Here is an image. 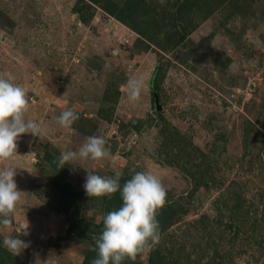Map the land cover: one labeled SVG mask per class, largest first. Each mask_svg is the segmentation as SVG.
<instances>
[{
	"label": "rangeland",
	"instance_id": "rangeland-1",
	"mask_svg": "<svg viewBox=\"0 0 264 264\" xmlns=\"http://www.w3.org/2000/svg\"><path fill=\"white\" fill-rule=\"evenodd\" d=\"M133 1L136 21L154 17V40L104 2L0 0V72L25 89L26 118L45 129L22 134L17 155L0 163L16 169L22 192L12 224L0 226V248L9 252L5 237L18 236L29 243L22 264L82 263L90 239L80 229L101 222L104 204L77 197L57 212L60 192L42 155L59 158L102 136L110 158L58 164L59 184L80 190L87 171L129 179L149 171L167 190L159 244L127 264H264V0H198V13L175 23L169 0ZM156 69L161 109L150 87L129 103V76L151 86ZM68 109L79 115L71 129L57 121ZM26 224L27 236L18 233Z\"/></svg>",
	"mask_w": 264,
	"mask_h": 264
},
{
	"label": "clouds",
	"instance_id": "clouds-1",
	"mask_svg": "<svg viewBox=\"0 0 264 264\" xmlns=\"http://www.w3.org/2000/svg\"><path fill=\"white\" fill-rule=\"evenodd\" d=\"M163 2V0H161ZM11 72H0V163L17 155V140L22 134L40 137L45 134L41 123L26 118L30 108V98L25 89L16 84ZM127 100L138 103L142 93L150 86L143 77L129 76L123 86ZM79 115L71 109L61 112L58 124L71 129ZM111 149L102 136H89L78 150L61 152L58 160L60 168L66 163L80 161H101L109 159ZM16 169L0 168V226L12 224V215L20 201L21 193L14 180ZM122 173L114 177L100 176L87 171L83 185L86 195L100 198L117 192L122 200L121 206L107 212L102 217L103 229L98 237H93L96 253L91 264H123V261H136L137 257L152 251L161 239L157 216L165 207L167 190L161 179L149 171H134L123 186L120 184ZM28 224L18 233L27 236ZM3 244L17 256L29 247V243L17 237H5Z\"/></svg>",
	"mask_w": 264,
	"mask_h": 264
},
{
	"label": "trees",
	"instance_id": "trees-1",
	"mask_svg": "<svg viewBox=\"0 0 264 264\" xmlns=\"http://www.w3.org/2000/svg\"><path fill=\"white\" fill-rule=\"evenodd\" d=\"M90 1L94 3L104 2V4L102 5L103 9L109 14L114 15L118 20L129 24L131 29L134 30L140 36L139 38H141V40L152 41L156 37V34H154L155 32L153 30L154 26L152 25V23H149L154 20V17L153 16L150 17V20L147 18H144L141 20V22L136 21L134 17L135 5H134L133 0H126L122 6L116 5L111 0H90ZM136 1L138 2L139 0H136ZM169 1L172 6H175V11H174L175 15L174 17L173 16L170 17V20L173 21V23H175V21L179 20V18L184 16V13H187V14L188 13H194V14L198 13V8H197L198 0H169ZM211 1L213 3L215 2L219 4L220 2H223L224 0H211ZM232 1L233 0H231V2ZM187 24L181 25V28H184L183 30H185L187 28L186 27ZM156 71L157 69L154 71V75L152 76L150 88H151L152 93L156 92L158 94L157 85L155 82ZM108 114L109 113H107L106 111H104V113L102 111L100 112V115L105 119L109 117ZM52 152L53 151L51 150L49 151L46 150V152L44 151L42 155V159L46 161V163L53 168L54 186L57 189V191L60 192V198H61L62 203H60V205L56 207V211L67 213L70 209V206L73 203H75L77 197H83V196L88 197V196L86 195L83 187L80 190H75V189H71L68 183L59 184L61 183L60 182L61 178L58 173L59 160L57 158V155L55 156L54 155L55 153L53 152L54 153L53 154ZM128 179L129 178L127 176L120 177L119 182L121 186H123V184ZM91 198H94L97 200L100 199L101 202H103L104 204L103 216L107 214V212L109 211L118 209L122 204V200H121L119 192L113 194L111 198H108V197H100V198L91 197ZM161 211L163 212V209ZM172 214H174V211L172 209L168 210L166 215L162 213V215L160 216L162 219V222H164L165 224H168L167 222H169V220L171 219ZM88 224L89 225H86L85 227H83V229H80L79 233L82 238L90 239V243L88 247L90 249V246L94 247L93 237H98L102 233L103 224H102V220L99 223H88ZM95 256H96L95 252L88 250L87 256L83 259L81 264H91V261L93 260V258H95ZM150 261H152V259H150ZM0 264H22V259L0 248ZM123 264H127L126 261H123Z\"/></svg>",
	"mask_w": 264,
	"mask_h": 264
},
{
	"label": "water",
	"instance_id": "water-1",
	"mask_svg": "<svg viewBox=\"0 0 264 264\" xmlns=\"http://www.w3.org/2000/svg\"><path fill=\"white\" fill-rule=\"evenodd\" d=\"M152 95H153V98H154L155 109L156 110H160L161 106L159 104L158 94L156 92H153Z\"/></svg>",
	"mask_w": 264,
	"mask_h": 264
}]
</instances>
